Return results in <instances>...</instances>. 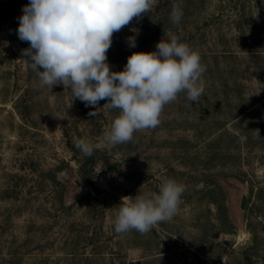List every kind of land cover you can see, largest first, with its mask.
<instances>
[{
    "label": "rangeland",
    "instance_id": "1",
    "mask_svg": "<svg viewBox=\"0 0 264 264\" xmlns=\"http://www.w3.org/2000/svg\"><path fill=\"white\" fill-rule=\"evenodd\" d=\"M28 3L0 0V264H264V125L241 142L226 130L233 96L243 107L264 101V0H182L179 24L171 6L114 33L112 71L172 35L206 68L198 102L179 93L157 127L116 146L104 134L119 109L101 100L89 116L95 108L42 85L27 63L16 30ZM78 139L97 146L91 156ZM167 179L184 187L175 216L146 234L116 233L121 198L158 194Z\"/></svg>",
    "mask_w": 264,
    "mask_h": 264
},
{
    "label": "clouds",
    "instance_id": "2",
    "mask_svg": "<svg viewBox=\"0 0 264 264\" xmlns=\"http://www.w3.org/2000/svg\"><path fill=\"white\" fill-rule=\"evenodd\" d=\"M157 0H29L23 6L16 30L29 47L22 50L42 85H63L74 99L86 107L89 116L98 117L101 100L110 109H119L104 140L110 146L128 143L133 133L155 128L164 106L187 93L190 102H198L204 92L201 78L206 68L198 52L176 35L162 39L152 52H133L122 71H112L107 52L113 34L141 19ZM182 10L173 5L170 19L179 24ZM126 38L136 47L139 29ZM42 69V70H41ZM256 136L259 129H255ZM243 139V138H242ZM85 156L97 147L83 139L75 142ZM141 188V187H140ZM183 185L165 180L159 193L122 197L114 219L116 233L132 230L150 232L158 223L170 221L178 211Z\"/></svg>",
    "mask_w": 264,
    "mask_h": 264
},
{
    "label": "trees",
    "instance_id": "3",
    "mask_svg": "<svg viewBox=\"0 0 264 264\" xmlns=\"http://www.w3.org/2000/svg\"><path fill=\"white\" fill-rule=\"evenodd\" d=\"M182 2V0H157V3L154 7H152V13L155 12V15L159 17L160 13L162 11H166L168 7H171L173 5H178ZM223 2V1H222ZM238 4L234 2V10H237ZM238 18L236 19L240 21V19L244 16V10L238 9ZM254 14V12H253ZM219 15V17H218ZM223 12L220 11V14L216 15V19H220V17H223ZM255 21V18H252ZM237 23V22H236ZM241 23V22H239ZM236 26V25H235ZM238 28H241L239 25H237ZM236 28V27H235ZM246 28H249L247 26ZM246 33V30L245 32ZM255 35L250 34V38L256 41L258 38H253ZM221 37L227 41V36L221 34ZM26 42H24V46L26 47ZM220 55H227L229 53L228 51L224 50L221 52ZM253 54H257V52H253ZM26 61L28 63L27 57ZM241 94H238L236 96H233V98L240 99V102L237 103L233 107V115L234 117L229 121V129L226 128L227 132L233 137L235 140L242 141V137H246L249 135L248 131L252 130L255 126H261L264 125V117L260 115V112L262 111V108H264V101L259 100V103H254L250 107H243L242 101L240 98ZM230 130V131H229ZM252 231V229L250 230ZM254 232V231H253Z\"/></svg>",
    "mask_w": 264,
    "mask_h": 264
}]
</instances>
